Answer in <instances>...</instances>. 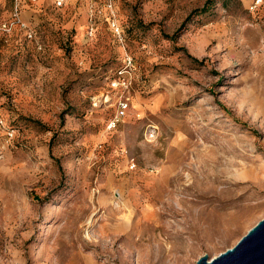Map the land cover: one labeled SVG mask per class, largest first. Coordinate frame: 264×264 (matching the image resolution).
I'll return each instance as SVG.
<instances>
[{"label":"rangeland","instance_id":"374dc122","mask_svg":"<svg viewBox=\"0 0 264 264\" xmlns=\"http://www.w3.org/2000/svg\"><path fill=\"white\" fill-rule=\"evenodd\" d=\"M3 23L0 264H196L264 216V0H0Z\"/></svg>","mask_w":264,"mask_h":264},{"label":"water","instance_id":"95a60500","mask_svg":"<svg viewBox=\"0 0 264 264\" xmlns=\"http://www.w3.org/2000/svg\"><path fill=\"white\" fill-rule=\"evenodd\" d=\"M196 264H264V216L233 246L213 257L203 254Z\"/></svg>","mask_w":264,"mask_h":264},{"label":"built area","instance_id":"2783aa9c","mask_svg":"<svg viewBox=\"0 0 264 264\" xmlns=\"http://www.w3.org/2000/svg\"><path fill=\"white\" fill-rule=\"evenodd\" d=\"M57 4L60 5L62 3V0H56ZM9 29V27H7V25L5 23L0 24V32L3 31H7ZM121 110L123 111V109L126 107L125 103H121Z\"/></svg>","mask_w":264,"mask_h":264},{"label":"trees","instance_id":"16d2710c","mask_svg":"<svg viewBox=\"0 0 264 264\" xmlns=\"http://www.w3.org/2000/svg\"><path fill=\"white\" fill-rule=\"evenodd\" d=\"M204 8H207V7H204ZM205 10H206V9H202L201 11H203V12H204Z\"/></svg>","mask_w":264,"mask_h":264}]
</instances>
